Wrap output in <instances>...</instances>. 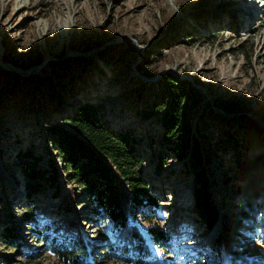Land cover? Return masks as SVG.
I'll return each instance as SVG.
<instances>
[{"label": "rangeland", "instance_id": "obj_1", "mask_svg": "<svg viewBox=\"0 0 264 264\" xmlns=\"http://www.w3.org/2000/svg\"><path fill=\"white\" fill-rule=\"evenodd\" d=\"M10 1L0 0V264H60L55 250L80 249L81 237L91 264H264V0ZM164 74L203 99L190 119L220 215L212 230L191 172L163 142ZM88 105L134 138L159 204L137 224L171 238L147 241V256L93 218L48 133ZM26 151L42 171L33 190Z\"/></svg>", "mask_w": 264, "mask_h": 264}, {"label": "trees", "instance_id": "obj_2", "mask_svg": "<svg viewBox=\"0 0 264 264\" xmlns=\"http://www.w3.org/2000/svg\"><path fill=\"white\" fill-rule=\"evenodd\" d=\"M161 81L169 93L168 106L160 110L163 142L172 147L191 172L196 183L193 188L196 209L200 214L206 213L208 229L212 230L220 215L211 202L209 188L212 182L207 175L203 146L190 119V114L203 99L186 81L178 82L169 74L162 75ZM101 110L102 107L94 105L81 107L65 120L67 126H53L48 133L69 172V184L86 195L93 218L111 222L119 230L121 242H135L138 253L147 256L151 247L147 241L168 246L171 238L159 225L147 226L143 231L137 224L139 215L144 220L154 217L158 200L137 170L139 153L134 138L128 132L113 130L102 118ZM21 155L30 160V163L24 161V172L33 190L42 178V171L37 169L36 161L30 159L33 156L30 151ZM51 165V178L56 183L59 169L55 163ZM247 205L254 210L252 203ZM9 237L12 241L14 232ZM222 238L218 241L221 248ZM80 243V249L58 247L55 254L59 263L91 264L88 262V242L81 237Z\"/></svg>", "mask_w": 264, "mask_h": 264}, {"label": "bare ground", "instance_id": "obj_3", "mask_svg": "<svg viewBox=\"0 0 264 264\" xmlns=\"http://www.w3.org/2000/svg\"><path fill=\"white\" fill-rule=\"evenodd\" d=\"M26 3V2H25ZM24 2H22L21 0H19V1H10L9 2V8L11 9V10H16V9H22V8H24V7H26V4H25ZM193 246V247H192ZM196 246H198L197 244H193V245H190V247H188V248H195Z\"/></svg>", "mask_w": 264, "mask_h": 264}, {"label": "water", "instance_id": "obj_4", "mask_svg": "<svg viewBox=\"0 0 264 264\" xmlns=\"http://www.w3.org/2000/svg\"><path fill=\"white\" fill-rule=\"evenodd\" d=\"M182 79H186L184 76L181 77ZM199 89H201L200 87H198ZM258 120V119H257ZM259 121V120H258ZM260 122V121H259Z\"/></svg>", "mask_w": 264, "mask_h": 264}]
</instances>
